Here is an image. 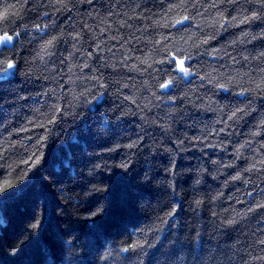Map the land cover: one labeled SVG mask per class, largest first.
I'll return each instance as SVG.
<instances>
[{"label": "clouds", "instance_id": "clouds-1", "mask_svg": "<svg viewBox=\"0 0 264 264\" xmlns=\"http://www.w3.org/2000/svg\"><path fill=\"white\" fill-rule=\"evenodd\" d=\"M118 4L121 0H0V74L40 88L21 130H43L18 142L23 151L0 138V181H15L0 197L25 183L38 168L30 169L44 163L50 146L60 145L69 129L88 123L95 133L106 121L118 125L125 116H138L142 132L159 128L163 137L145 132L149 151L137 184L155 199L163 196L172 210L132 234L140 230L152 239L119 246L126 264H154L149 249L157 244L186 252L185 264H264V0H124L119 9ZM237 28L231 38L214 43ZM180 125L199 128V134L178 136ZM193 147L217 149L225 157L177 171L179 154ZM165 154L170 178L162 181L153 158ZM29 160L32 164L22 166ZM139 161L129 156L115 168L127 173ZM111 170L90 168L86 175ZM185 173L192 179L182 197L177 180ZM229 187L234 191L225 197ZM89 191L85 197L95 194L100 203L80 212L81 221L101 217L107 208V183L97 181ZM155 199L140 197L138 211L147 216ZM185 200L193 214L188 228L182 222ZM228 201L235 203L222 207ZM57 214L65 217L63 210ZM67 214L76 219L71 208ZM77 243L83 257L84 243ZM107 260L101 249L95 264Z\"/></svg>", "mask_w": 264, "mask_h": 264}, {"label": "trees", "instance_id": "trees-1", "mask_svg": "<svg viewBox=\"0 0 264 264\" xmlns=\"http://www.w3.org/2000/svg\"><path fill=\"white\" fill-rule=\"evenodd\" d=\"M132 2L133 0H128L129 4ZM123 4L124 0H121V4L116 7L119 9ZM83 10L82 8L81 11ZM67 19V16L63 18ZM245 27L247 26H241ZM240 30L230 29L222 33L220 40L214 43L231 38ZM91 50L89 48V51ZM37 91H40L38 86L26 85L10 80L6 76L0 77V121L4 122L3 126H0V138L11 142L14 150L23 151V146L18 142L25 137L33 136L35 132L43 131L34 128H30L29 131L21 130L27 119L33 115V101L40 99L35 96ZM109 114L112 115L110 108ZM122 119L123 123L118 125L111 120L106 121L105 128L99 127L95 133L88 123L79 129H69L60 145L50 146L45 153L44 163L42 160L37 161L30 169L34 171L38 168L25 183L0 197V264H95V257L101 249H104V255L108 257L105 264H126L124 255L118 250L120 245L153 238L142 236L140 230L137 234H132L143 224L144 228L150 227L157 215L164 216L172 209L163 196L155 199L149 189L137 184V180L143 170L140 164L144 153L149 151L145 147L149 143V137L145 132H151L152 136L157 138H162L163 133L159 128H145V132H142V121L138 116L129 115ZM182 133L194 137L199 134V128L180 125L176 134L179 136ZM141 136L144 139L140 144H134ZM32 143L33 140L26 141L27 145ZM165 143L176 150V145L171 140H165ZM129 144L134 146L129 148ZM185 145H188L187 140ZM129 156L140 161L127 173L115 168ZM185 156L189 159H184ZM224 157L225 154L218 152L217 149L206 148L201 152L199 147H193L190 151L179 154L176 170L192 167L201 160L210 165L211 160ZM153 159L158 161L157 176L162 181H167L170 178L164 172V167L168 164L167 154L157 155ZM66 160L70 161V167H66ZM30 164L31 160L22 166ZM90 168L96 171L112 169L111 175L100 172L89 177L86 172ZM226 171L231 173L235 169ZM45 175L51 179V184L44 179ZM191 179L192 173H185L177 180V190L181 191L182 197L186 195L185 190ZM223 179L224 177H221V180ZM97 181L109 185V191L104 196L107 203L105 214L91 221H81L84 217L80 212H91L100 203L101 198L95 194L85 197L90 194V186ZM10 183L15 181H0V190L9 187ZM213 184L219 187L217 182L213 181ZM134 190L136 195H133ZM233 191L234 188L229 187L225 190L224 196H229ZM87 192L89 193L86 194ZM145 196L155 199L149 206L150 212L147 216L142 215L136 207L137 200ZM232 203L235 202L228 201L222 204V207H228ZM183 207L182 222L185 228H188L193 221V214L188 208L187 200L184 201ZM237 207L243 208L244 205L239 204ZM68 208H71L76 219L67 214ZM59 210L64 211L65 217L57 214ZM204 217L206 220L209 218L207 210ZM65 223L68 225L66 230L62 228ZM71 236H75L77 241H83L85 247L83 257H80V245ZM13 249H16L15 255L12 254ZM149 253L155 258L154 264H185L187 256V253L180 251L179 248L173 251L167 245L161 247L159 244L156 248L149 249ZM132 264L138 262L133 261Z\"/></svg>", "mask_w": 264, "mask_h": 264}, {"label": "snow or ice", "instance_id": "snow-or-ice-1", "mask_svg": "<svg viewBox=\"0 0 264 264\" xmlns=\"http://www.w3.org/2000/svg\"><path fill=\"white\" fill-rule=\"evenodd\" d=\"M7 75V73H3V74H0V77H3V76H6ZM134 145H132V144H129L128 145V147L129 148H131V147H133ZM66 167H70V161H67L66 160Z\"/></svg>", "mask_w": 264, "mask_h": 264}]
</instances>
